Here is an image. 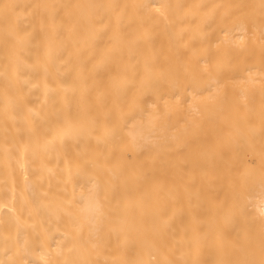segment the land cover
<instances>
[{"label":"bare ground","instance_id":"1","mask_svg":"<svg viewBox=\"0 0 264 264\" xmlns=\"http://www.w3.org/2000/svg\"><path fill=\"white\" fill-rule=\"evenodd\" d=\"M0 264H264V0H0Z\"/></svg>","mask_w":264,"mask_h":264}]
</instances>
